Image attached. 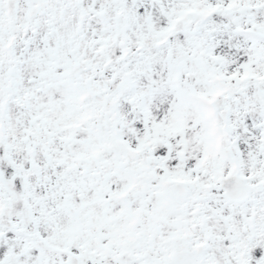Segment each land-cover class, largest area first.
<instances>
[{
    "label": "snow or ice",
    "instance_id": "1",
    "mask_svg": "<svg viewBox=\"0 0 264 264\" xmlns=\"http://www.w3.org/2000/svg\"><path fill=\"white\" fill-rule=\"evenodd\" d=\"M0 264H264V0H0Z\"/></svg>",
    "mask_w": 264,
    "mask_h": 264
}]
</instances>
